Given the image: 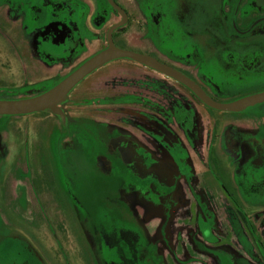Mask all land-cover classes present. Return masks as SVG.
I'll return each mask as SVG.
<instances>
[{
	"label": "rangeland",
	"instance_id": "1",
	"mask_svg": "<svg viewBox=\"0 0 264 264\" xmlns=\"http://www.w3.org/2000/svg\"><path fill=\"white\" fill-rule=\"evenodd\" d=\"M118 2L132 16L119 36L127 46L187 71L214 97L264 92V0ZM120 19L106 0H0V98L51 89L103 50ZM118 60L43 111L0 115V234L21 229L49 264H264L259 244L241 249L233 232L238 217L264 241V103L212 112L172 79ZM177 88L174 105L202 139L186 147L190 166L154 149L144 131L165 138L174 127L180 138L166 114ZM141 147L146 162L129 161ZM24 192L25 213L15 201Z\"/></svg>",
	"mask_w": 264,
	"mask_h": 264
},
{
	"label": "flooded vegetation",
	"instance_id": "2",
	"mask_svg": "<svg viewBox=\"0 0 264 264\" xmlns=\"http://www.w3.org/2000/svg\"><path fill=\"white\" fill-rule=\"evenodd\" d=\"M74 2H76V1H74ZM125 12L127 14L128 20H129V13L127 11H125ZM255 22L257 24L259 21H255ZM247 30H248V28L246 30L242 31V32L246 33ZM156 73H158V72H156ZM136 97L135 98L138 101H141L140 100L141 96L136 95ZM174 102H176V98L175 97H174V100L172 99V101L168 102V106L170 105V103H171V105H170V107L167 108L168 110L166 111V114L170 115L169 117L172 116L173 122H175L178 125V127H179L178 131H179V133L181 132L180 135L182 136V138H181V136L179 138L178 134L176 135V129L174 127L172 129L165 130V135H166L165 138L162 137V134L154 133L152 130H144V131L149 137H152L151 134L156 136V139H155V142H154V146L155 147L152 145V147L154 149H158V150L162 149L164 151L166 150V152L170 156V160H173L176 164H178L180 166H181L182 162H184L183 161L184 158H187V164L190 166V159L188 158L186 147L187 146L194 147L198 142H199L198 144H200L201 140H202L201 139V134L199 133L198 136H196L195 133H194V135H193V132L195 131V127L192 126L191 115L188 113V111H185V110L182 111L180 109V107H176L174 105ZM137 104H139V103H136V105ZM140 105H141V103H140ZM169 117H168V119H171ZM169 124L171 125V122H169ZM183 141H184V143H183ZM145 148L148 149L149 147H145ZM172 148H177V149H175L176 151L172 152ZM140 149L141 150L135 151L136 156H134L132 154V156L129 158V161L136 160L142 165H143L144 161L146 162V160H143V158H141L138 155L139 151L140 152L143 151L142 147ZM177 150L178 151L182 150L181 151L182 154L178 155ZM172 153H173V155H172ZM180 157H182L183 159L181 160ZM121 160L127 162V160H124V159H121ZM262 167H264V165H262ZM261 170H262V168H261ZM251 171L254 174H256V175H259V174H257L258 173V169H257L256 166L254 168H252ZM192 190L191 191L188 190V191L184 192V194H183L184 200L186 201L185 205L186 206L188 205L189 207H190V203H191L190 200L194 196V193H193L194 190L193 191ZM27 197L28 196H27V194L25 192L16 195L15 201L17 203V210L18 211H21V212H24V213L27 212V209L29 207V201L27 200L28 199ZM169 197H171V196H169ZM230 197L232 199H234L236 201V203H237V207H236L237 209L235 208L236 213H234V216L237 213L239 215V213L242 210L241 204L238 201V199L234 197V195L232 193L230 194ZM233 219L236 222V224H234V226H233V232H235V237H236V239L234 241L236 243H238V245H239V247L241 249H250V250H252L253 249L252 246H256V244H259L260 248L257 250L258 251V255H260L259 257L264 259V249H262V247H261V243L264 244V241L256 239V236H255L254 230H253L254 229L253 226H251L250 223H247V224L242 223V221L240 219H238V217H233ZM10 226L7 227L8 229L4 233L2 232L0 234V264H49L48 263L49 261L46 258L45 254H43L41 252L39 247L37 248V246H35L31 242L30 238H28L27 235H25V233H23V231L21 229L14 228L12 226L10 227ZM205 226H206L205 223L204 224L203 223H199V229L201 230L202 237L205 239L204 236L208 235L207 239H211V237L209 236L210 234L207 232V231H210L209 227L207 228ZM126 237H127L126 241L131 246H133L134 242L132 241V239H134V238L132 237V239H131L128 235H126ZM107 242H108V244H110L111 247L114 248L113 245L116 244V241L114 239H109V240H107ZM211 242H214V241H211ZM133 248H135V247L133 246ZM233 249H234V247H233ZM134 251H135L134 253H136L137 250L134 249ZM102 259H103V257L100 255V261ZM210 259H211L210 262L212 264H215L214 263V261H215L214 258L210 257ZM107 264H113V262H107Z\"/></svg>",
	"mask_w": 264,
	"mask_h": 264
},
{
	"label": "water",
	"instance_id": "3",
	"mask_svg": "<svg viewBox=\"0 0 264 264\" xmlns=\"http://www.w3.org/2000/svg\"><path fill=\"white\" fill-rule=\"evenodd\" d=\"M106 2L121 17L119 22L111 25L107 30V47L87 59L57 85L40 95L18 100L0 99L1 116H16L43 111L61 100L92 72L117 59L131 60L173 79L189 89L202 104L217 111L234 112L255 104L264 103V92L249 95L231 102H217L206 94L195 81L174 67L161 63L149 55L128 49L117 48L114 45L113 33L127 23L128 17L125 10L119 7L114 0H106ZM252 28L248 29V31Z\"/></svg>",
	"mask_w": 264,
	"mask_h": 264
},
{
	"label": "trees",
	"instance_id": "4",
	"mask_svg": "<svg viewBox=\"0 0 264 264\" xmlns=\"http://www.w3.org/2000/svg\"><path fill=\"white\" fill-rule=\"evenodd\" d=\"M114 2L117 4V5H119L122 9H124L125 11H127L128 13H129V11L127 10V8L124 6V5H122V4H120L119 2H118V0H114ZM131 19H132V16L130 15V13H129V20H128V23H126V26H124V27H121V28H119V29H117L116 31H114V33H113V40H114V45L117 47V48H122V49H128V50H132V51H136V52H139V53H143V54H146V55H149V56H151V57H153V58H155L157 61H159V62H161V63H164V64H167V65H169V66H171L170 64H168V63H166V62H164L163 60H161V59H159L157 56H155L154 54H152V53H150V52H146V51H140V50H136V49H134V48H131V47H129V46H127L126 45V43H125V41L123 40V39H120L119 38V36L121 35V33L122 32H124V30L126 29V27H127V25L131 22ZM116 23V22H115ZM115 23H112V25L113 24H115ZM107 47V45H105L102 49H105ZM119 60L117 59V60H113V61H111V62H109V63H107L106 65H104V66H102L100 69H98L97 71H99V70H104V68H106V66H108V65H110V64H113V63H115V62H118ZM129 63H132V64H135V65H137V66H140V67H143L144 69H147V70H150L149 68H147V67H144L143 65H140V64H138V63H135V62H133V61H131L130 60V62ZM82 63H80L78 66H77V68L81 65ZM116 64V63H115ZM171 67H173V66H171ZM176 69V68H175ZM101 70V71H102ZM152 71V70H151ZM179 71H181L182 73H184L185 75H187L189 78H191L193 81H195L196 82V79L192 76V75H190L187 71H185V70H179ZM175 82V81H174ZM197 83V82H196ZM108 84L109 83H107V81H105L104 83H103V85L105 86V87H109V88H111L112 90H117V84L116 85H114V86H112V85H110V86H108ZM174 84V86L175 87H177V86H179V87H183L191 96V99H193L196 103H198V104H200L201 106H203L204 108H207L208 110H210V111H212V112H220V111H217V110H214V109H211V108H208V107H206L204 104H202L198 99H197V97L190 91V90H188L186 87H184L183 85H181V84H179V83H177V82H175V83H173ZM198 84V83H197ZM103 85H101L102 87H104ZM119 85V84H118ZM131 85H133V83L131 84ZM177 85V86H176ZM199 85V84H198ZM136 86H138V89L139 88H142L141 87V85H136ZM200 86V85H199ZM133 87V86H132ZM201 87V86H200ZM119 88V87H118ZM204 91H205V93L206 94H208L213 100H215V101H217V102H230V101H227L225 98H223V97H221V98H217V97H214V96H212V95H210L203 87H201ZM138 89H137V91L135 92L136 94L138 93H140V91L138 92ZM143 89V88H142ZM48 90V89H47ZM120 92V91H119ZM179 89L177 88V93H176V95H174V96H172L173 98V100H174V97L176 98V99H179ZM251 95H253V94H251ZM134 96V95H133ZM133 96H125L126 97V102H129V100H128V98H131L132 100L129 102V103H136L135 102V100H136V98H133ZM31 97H33V96H31ZM243 97H246V96H240V98H243ZM121 98H123V96H121L120 97V99H117L118 101H120L121 100ZM239 98V99H240ZM0 99H6V100H11L12 98H0ZM23 99V98H22ZM172 99H169V101H172ZM115 100V99H114ZM237 100V99H236ZM111 101H113V100H111ZM189 103L191 104V102L189 101ZM221 113V112H220ZM199 114V113H198ZM223 114H224V112H223ZM212 166L214 165V162L211 164ZM214 167V166H213ZM212 167V168H213ZM214 170H215V167L213 168Z\"/></svg>",
	"mask_w": 264,
	"mask_h": 264
}]
</instances>
